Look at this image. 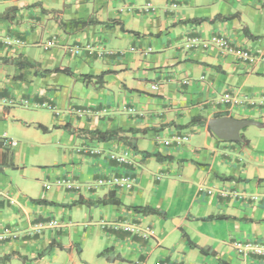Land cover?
<instances>
[{
    "label": "crops",
    "instance_id": "obj_1",
    "mask_svg": "<svg viewBox=\"0 0 264 264\" xmlns=\"http://www.w3.org/2000/svg\"><path fill=\"white\" fill-rule=\"evenodd\" d=\"M6 13L0 57L23 56L40 70L68 67L73 75L35 76L0 59V140L14 142L5 153L0 148V226L17 233L0 241V264H264V255H244L232 245L264 242V60L241 61L208 43L224 36L264 53V0H0V16ZM91 16L100 23L79 30L57 22ZM243 27L260 37H247ZM36 46L48 53L40 55ZM14 105L49 106L51 114L21 113ZM223 115L260 125L241 129L240 141H224L207 126ZM196 117L200 122L189 124ZM14 126L41 144H57L54 159L44 163L52 168L41 174L73 187H12L5 167H19ZM96 129L132 131L119 133L126 143L87 133ZM87 147L127 152L133 164L83 152ZM115 172L132 174L134 186L96 184ZM110 193L121 203H93ZM140 205L164 216L132 209ZM74 214L80 221L72 222ZM52 219L57 224L47 226ZM72 224L83 225L85 236L70 231ZM94 224L103 235L87 256ZM126 224L140 231H125ZM144 229L152 235L144 237Z\"/></svg>",
    "mask_w": 264,
    "mask_h": 264
},
{
    "label": "built area",
    "instance_id": "obj_2",
    "mask_svg": "<svg viewBox=\"0 0 264 264\" xmlns=\"http://www.w3.org/2000/svg\"><path fill=\"white\" fill-rule=\"evenodd\" d=\"M208 43H211L212 46H216L217 48L223 50L224 52L233 54L241 61L246 62H257L259 60H264V53H259L254 50H251L248 47L243 46H235L230 42V40L224 36H218L213 37ZM49 44L44 45V49L48 48ZM204 46L207 45V43H203ZM187 80H184L183 83H187ZM156 84L152 85V89H156ZM49 107V106H48ZM90 112V110H88ZM176 141L185 140V136H176ZM174 139V140H175ZM1 146H9L11 147L14 142L11 140H8L6 138H2L0 140ZM164 144L168 145L170 144V140L166 139L164 140ZM83 152L89 153L91 155H102L105 154L106 157L120 165H132L133 159L127 152H119L114 150H104L102 148L98 147H87L82 149ZM97 185H109L112 186L115 189H125L129 190L131 189L135 184V178L130 173H111L105 177H101L96 181ZM55 185H62L66 188L73 187L72 182H70L67 179H60L55 181ZM45 188H50L49 184L44 185ZM57 224L56 220H49L47 222V226H55ZM43 226V224H40V226ZM118 224L115 225L117 227ZM125 231L136 233L139 232L140 229L136 226L126 224L122 226ZM153 233L150 229H144L142 230V235L144 237L151 236ZM17 233L15 230L11 229L9 226H0V241L6 240L8 238H15ZM232 245L236 251L239 253H242L244 255L246 254H253V255H264V242H258L255 240H245V241H238L234 240L232 242ZM52 264V263H49ZM152 264H182L180 262H170L169 260H157L156 262Z\"/></svg>",
    "mask_w": 264,
    "mask_h": 264
},
{
    "label": "rangeland",
    "instance_id": "obj_3",
    "mask_svg": "<svg viewBox=\"0 0 264 264\" xmlns=\"http://www.w3.org/2000/svg\"><path fill=\"white\" fill-rule=\"evenodd\" d=\"M46 38H42V42L45 41ZM36 51L40 55H46L48 52L43 50L42 47L36 46ZM81 94V93H80ZM83 95V93H82ZM16 110H18L21 113H28L33 112V110H38L37 113L41 115L49 116L51 114V109L48 107H39L34 108L31 105H28L27 107L22 105H14L12 107ZM31 130V129H30ZM13 132L17 135L18 140L21 141L19 145V151L18 155L16 156V160L18 161L19 167L18 168H12L10 166H6L9 171H7L10 178V183L12 184V187L16 190L18 189H24L25 191L32 190V191H38L42 185L49 184L50 190L47 188V190L51 191L53 188H55V183L53 182L52 178H47L45 176H42L41 170H45L47 172L52 167L45 166L44 163H49L54 159L53 154L57 152L56 147L57 144L53 145H47V144H41L38 142L36 138L32 136V134L23 135L21 128L13 127ZM13 148L12 146L10 149ZM23 162H26L23 164ZM80 221V217L78 215L72 216V222ZM79 229L80 232L83 233V236H85L83 225L81 224H72L70 227V231L74 229ZM88 231V230H87ZM88 239L90 241L85 242L84 246V255H93L95 249L100 245L101 241L96 240L101 235H103L102 230L99 228L98 225H92V227L89 230ZM64 239H67L66 235L64 234ZM49 259L48 252L44 253V260L47 261ZM54 264V263H52Z\"/></svg>",
    "mask_w": 264,
    "mask_h": 264
},
{
    "label": "trees",
    "instance_id": "obj_4",
    "mask_svg": "<svg viewBox=\"0 0 264 264\" xmlns=\"http://www.w3.org/2000/svg\"><path fill=\"white\" fill-rule=\"evenodd\" d=\"M234 15L231 16H220L217 15L215 17V19H227V18H232L234 17ZM7 18V13L4 15L0 16V19H6ZM58 24L64 29V30H70V29H75V30H79L82 29L86 26L89 25H93V24H97L100 23L95 17L91 16L87 19H77V20H68V21H62L60 19L57 20ZM244 33L247 37L251 38V39H257L260 36H256V35H252L246 28H244ZM1 60L3 61H9L11 63H13L18 70H22V69H33V75L35 76H44L48 73H64L68 76H72L73 72L68 68V67H55L52 69H39V64L35 61H29L28 59H26L23 56H18L16 58H2L0 57ZM105 72H102L101 74L97 75L96 77H101ZM21 78H24V75L22 73H20L18 75ZM80 77L82 78H87V77H93L91 75L88 74H81ZM200 122V118L196 117L193 118L189 124H194V123H198ZM201 123H205V120L201 121ZM40 128L44 129V127L39 126ZM68 127V126H66ZM69 129V128H68ZM126 131H132V130H121V129H115V130H106V131H100V130H88L87 133H89L91 136L95 137L97 140L99 141H107V140H112V139H118V140H123L124 142L127 143L125 137H123L122 135H120L119 133L122 132H126ZM1 142H0V148H1ZM131 147L133 149H135V145H131ZM8 148H10L9 146H5V148H3V153H5ZM143 157H156L159 159V153L157 152H141ZM35 203H45V204H53V202L51 201H46V200H34ZM83 200L78 199L77 201H74L73 204L75 203H81ZM87 203H91L89 201H87ZM93 203H99V204H108V203H113V204H120L121 202L113 197V194H109L106 197H103L97 201H94ZM71 205V204H70ZM132 209L142 215H150V214H156V215H161L164 216V213L162 211H160L159 209L149 206V205H143V206H132ZM210 218V217H209ZM189 244L191 246L197 247L195 244H193L192 242H189ZM107 250V249H106ZM200 252L202 253H206L207 249L199 247ZM105 251V250H104ZM4 259H7L8 256H4Z\"/></svg>",
    "mask_w": 264,
    "mask_h": 264
},
{
    "label": "water",
    "instance_id": "obj_5",
    "mask_svg": "<svg viewBox=\"0 0 264 264\" xmlns=\"http://www.w3.org/2000/svg\"><path fill=\"white\" fill-rule=\"evenodd\" d=\"M249 125L260 124L251 119H237L232 116L223 115L207 120V126L211 132L224 141H240V131Z\"/></svg>",
    "mask_w": 264,
    "mask_h": 264
}]
</instances>
